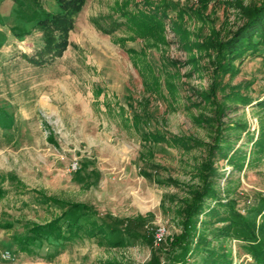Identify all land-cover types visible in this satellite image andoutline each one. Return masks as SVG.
I'll return each instance as SVG.
<instances>
[{
    "label": "rangeland",
    "instance_id": "obj_1",
    "mask_svg": "<svg viewBox=\"0 0 264 264\" xmlns=\"http://www.w3.org/2000/svg\"><path fill=\"white\" fill-rule=\"evenodd\" d=\"M262 1L86 0L63 55L34 64L42 34L0 0V264H256L240 238L264 242V42L237 58L220 45ZM63 201L88 205L119 245L18 253ZM187 230L190 252L172 258Z\"/></svg>",
    "mask_w": 264,
    "mask_h": 264
},
{
    "label": "trees",
    "instance_id": "obj_2",
    "mask_svg": "<svg viewBox=\"0 0 264 264\" xmlns=\"http://www.w3.org/2000/svg\"><path fill=\"white\" fill-rule=\"evenodd\" d=\"M16 5V14L19 18L25 19L29 22H34V28L42 34V47L33 56L29 57L31 63L44 64L53 61L55 58L60 57L67 50L70 45L69 37L74 28V19L82 11L86 0H56L59 10L57 12H49L42 6L41 0H13ZM204 0H202L203 2ZM26 9L28 13L23 14ZM245 22L235 31L232 38L225 44L220 45V49L225 46L226 52L232 58H237L241 53L250 49H256L257 45L253 39L259 37L261 42H264V0L257 6H252L245 10ZM135 14L128 11L122 13V18L127 22L134 18ZM141 15V14H140ZM155 16V15H154ZM144 15H142V18ZM153 19V18H152ZM150 27L156 26L155 21L150 20ZM122 26L119 20L113 21L109 28H104L99 25L102 32L111 34ZM264 106V101L259 103ZM212 189L206 193H202L199 202H196L192 207V211L196 210L197 206H201L204 197H213ZM47 202L58 203V199L45 197ZM201 201V202H200ZM62 203V202H61ZM64 212L55 219L49 220L44 224H32L27 228L23 235L16 237V244L18 246V253H25L28 256H35L34 248L37 243L42 244L45 241H55L59 245H67L73 239L79 237H96L101 236L103 242L119 245L118 241L109 240V236L114 237L116 234L115 229L107 228L102 219H95L93 209L88 205L77 202H64ZM221 204V203H219ZM121 223L122 220L115 219ZM192 227L189 223L188 229ZM186 236L182 242L179 239L178 244L181 246L179 249L172 253V258H179V256L187 255L190 248L187 246L189 239V230L185 232ZM253 235L243 236L240 239L245 240L249 252L253 255L256 264H264V242L258 243L255 241ZM179 244V245H180ZM56 255H50L48 261H53ZM185 264V260H183Z\"/></svg>",
    "mask_w": 264,
    "mask_h": 264
},
{
    "label": "crops",
    "instance_id": "obj_3",
    "mask_svg": "<svg viewBox=\"0 0 264 264\" xmlns=\"http://www.w3.org/2000/svg\"><path fill=\"white\" fill-rule=\"evenodd\" d=\"M23 254H25V253H23ZM27 255V254H26Z\"/></svg>",
    "mask_w": 264,
    "mask_h": 264
},
{
    "label": "built area",
    "instance_id": "obj_4",
    "mask_svg": "<svg viewBox=\"0 0 264 264\" xmlns=\"http://www.w3.org/2000/svg\"><path fill=\"white\" fill-rule=\"evenodd\" d=\"M75 167V166H74Z\"/></svg>",
    "mask_w": 264,
    "mask_h": 264
}]
</instances>
